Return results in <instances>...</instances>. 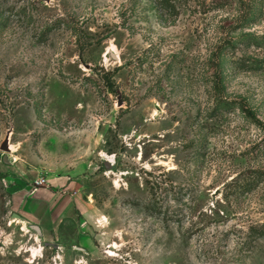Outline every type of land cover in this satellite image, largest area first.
I'll use <instances>...</instances> for the list:
<instances>
[{
	"label": "rangeland",
	"instance_id": "374dc122",
	"mask_svg": "<svg viewBox=\"0 0 264 264\" xmlns=\"http://www.w3.org/2000/svg\"><path fill=\"white\" fill-rule=\"evenodd\" d=\"M159 3L0 0V264H264V0Z\"/></svg>",
	"mask_w": 264,
	"mask_h": 264
},
{
	"label": "crops",
	"instance_id": "0c3cea01",
	"mask_svg": "<svg viewBox=\"0 0 264 264\" xmlns=\"http://www.w3.org/2000/svg\"><path fill=\"white\" fill-rule=\"evenodd\" d=\"M54 182L56 183L57 181L49 178L43 179L41 183L35 185L30 191L19 192L15 197L17 209L38 226L45 241H49L52 238L51 230L55 229V224L58 221L65 218L73 219L75 212L83 216L88 224L96 220V214L90 210L87 203L77 197V193L69 195L63 192L62 195L58 196L56 192L51 191V187L55 186ZM24 183L27 184V182ZM67 199H70V205H68ZM50 204L53 205L52 211ZM52 214L54 224L50 225L47 218L51 217ZM46 215L45 219L42 218ZM53 218L51 217L52 220ZM41 219H44V221H41Z\"/></svg>",
	"mask_w": 264,
	"mask_h": 264
},
{
	"label": "trees",
	"instance_id": "16d2710c",
	"mask_svg": "<svg viewBox=\"0 0 264 264\" xmlns=\"http://www.w3.org/2000/svg\"><path fill=\"white\" fill-rule=\"evenodd\" d=\"M167 2H168V0H160V3L158 4V6H160V8H165L166 6H168ZM165 9H166V8H165ZM105 38H107V36H105V37H101L100 40H103V39H105ZM108 73H109V72H108ZM104 76H107V72H106V73L104 72ZM105 86L107 87L108 85H105Z\"/></svg>",
	"mask_w": 264,
	"mask_h": 264
}]
</instances>
